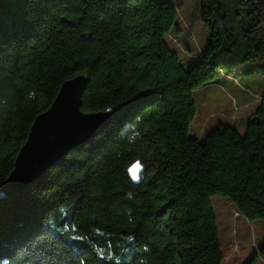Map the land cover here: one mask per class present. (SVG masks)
<instances>
[{"label": "trees", "instance_id": "1", "mask_svg": "<svg viewBox=\"0 0 264 264\" xmlns=\"http://www.w3.org/2000/svg\"><path fill=\"white\" fill-rule=\"evenodd\" d=\"M176 18L171 1L0 0V187L63 81L85 74L81 110L112 117L0 199V264H222L210 198L264 220V97L243 136L188 135L194 91L264 59V2L200 0L208 42L188 70L164 41ZM259 261L264 242L246 264Z\"/></svg>", "mask_w": 264, "mask_h": 264}, {"label": "rangeland", "instance_id": "2", "mask_svg": "<svg viewBox=\"0 0 264 264\" xmlns=\"http://www.w3.org/2000/svg\"><path fill=\"white\" fill-rule=\"evenodd\" d=\"M155 1H171L176 8L177 18L170 31L164 35V41L177 54L182 68L188 70L200 61L201 54L208 42V32L200 19V0ZM172 39L175 41L172 42ZM175 42L187 53L181 52ZM262 67L264 68V59L242 66L241 71L250 74L243 75L239 73L235 76L239 83L238 88L234 85L230 88H221L211 84L195 90L193 99L197 112L189 127L188 135L194 138L203 135L200 134L201 128L198 123L201 124L205 114L213 113L209 123L204 127V132L206 131L204 135L209 134L218 124L231 123L233 115L235 121H241L242 111L238 110L237 107L245 99H247L246 101L253 99L249 92L244 89L247 88L251 93L264 97V74L260 72ZM255 94H253V97L258 100V96H255ZM205 108L206 112L204 111ZM212 126L213 128H208ZM240 134L243 136L245 131L242 130ZM205 137L201 138L202 141ZM210 203L216 217L219 241L223 253L222 264H246L253 257L259 245L264 242V220L249 221L241 215L237 214L235 216V210L230 201L221 195L212 196Z\"/></svg>", "mask_w": 264, "mask_h": 264}, {"label": "water", "instance_id": "3", "mask_svg": "<svg viewBox=\"0 0 264 264\" xmlns=\"http://www.w3.org/2000/svg\"><path fill=\"white\" fill-rule=\"evenodd\" d=\"M87 82L85 74L63 81L50 106L35 117L26 141L15 156L13 168L0 187L1 200L43 179L50 168L62 162L71 151L92 141L108 126L112 119L110 112L81 110V96ZM141 171L138 161L128 168L134 182Z\"/></svg>", "mask_w": 264, "mask_h": 264}, {"label": "crops", "instance_id": "4", "mask_svg": "<svg viewBox=\"0 0 264 264\" xmlns=\"http://www.w3.org/2000/svg\"><path fill=\"white\" fill-rule=\"evenodd\" d=\"M212 84H215L216 86H218V87H221V88H230V87H232L233 85L235 86V87H237V86H239V85H237V84H239L238 82L236 83L232 78H229V77H223V76H221L218 80H216V83L214 82V83H212ZM211 85V84H210ZM209 86V85H208ZM207 88H209V87H207ZM238 88V87H237ZM245 88V87H244ZM244 90H246L247 92H249V94H250V96L253 98L252 100H250L249 99V101H246L247 99H245V101L241 104V105H239V107H237L238 108V110H241L242 112H241V115H242V119H241V121H235L234 119H231V116L233 115H231L230 116V119L232 120V122L231 123H229V124H231V125H233L234 127H236V129L239 131V132H241L242 130L243 131H245L246 130V125H247V121H248V118L250 117V115H252L255 111H256V109H257V107H258V105H259V100H257V99H255L254 97H253V94H255V93H251L247 88H245ZM255 96H258V97H261L262 98V96H260V95H257V94H255ZM204 111L206 112V108L204 109ZM196 112H197V110H196ZM205 114V113H204ZM213 113H210V114H205V117L202 119V122H201V124H200V122L198 123V125H200V128H201V132H200V134H203V135H199V137H198V139H201V138H203L205 135L204 134H206L205 132H204V130H205V128L204 127H206V125L209 123V121H210V118L212 117L211 115H212ZM195 115H196V113H195ZM194 119H195V116H194V118H193V121H194ZM192 121V122H193ZM208 128H213V126L212 127H208ZM258 263H261V264H263L264 262H262V261H259Z\"/></svg>", "mask_w": 264, "mask_h": 264}, {"label": "snow or ice", "instance_id": "5", "mask_svg": "<svg viewBox=\"0 0 264 264\" xmlns=\"http://www.w3.org/2000/svg\"><path fill=\"white\" fill-rule=\"evenodd\" d=\"M132 175L134 179L137 178L135 171L132 173Z\"/></svg>", "mask_w": 264, "mask_h": 264}, {"label": "built area", "instance_id": "6", "mask_svg": "<svg viewBox=\"0 0 264 264\" xmlns=\"http://www.w3.org/2000/svg\"><path fill=\"white\" fill-rule=\"evenodd\" d=\"M258 100H260V99L258 98ZM232 118H233V116H232ZM234 215L237 216V213H235Z\"/></svg>", "mask_w": 264, "mask_h": 264}]
</instances>
